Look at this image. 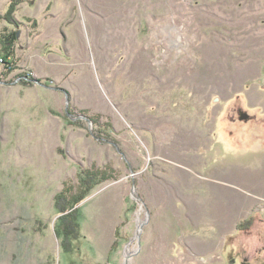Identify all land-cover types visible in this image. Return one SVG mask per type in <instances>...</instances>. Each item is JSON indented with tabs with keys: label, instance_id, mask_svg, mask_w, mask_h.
<instances>
[{
	"label": "rangeland",
	"instance_id": "374dc122",
	"mask_svg": "<svg viewBox=\"0 0 264 264\" xmlns=\"http://www.w3.org/2000/svg\"><path fill=\"white\" fill-rule=\"evenodd\" d=\"M0 264H264V0H0Z\"/></svg>",
	"mask_w": 264,
	"mask_h": 264
},
{
	"label": "trees",
	"instance_id": "16d2710c",
	"mask_svg": "<svg viewBox=\"0 0 264 264\" xmlns=\"http://www.w3.org/2000/svg\"><path fill=\"white\" fill-rule=\"evenodd\" d=\"M17 40V33L12 32L4 36L6 44H14ZM8 55V53H6ZM9 56V55H8ZM10 57V56H9ZM6 57L1 58L5 62ZM7 64V62H5ZM80 184L78 191L74 193L73 189H64L62 193L55 198V208L63 214L55 226V234L62 239L61 247L65 252L72 249V241L80 237V224L78 222L77 207L90 192L99 184L109 180H117L116 173L113 169H96L91 168L81 172L79 176Z\"/></svg>",
	"mask_w": 264,
	"mask_h": 264
},
{
	"label": "water",
	"instance_id": "95a60500",
	"mask_svg": "<svg viewBox=\"0 0 264 264\" xmlns=\"http://www.w3.org/2000/svg\"><path fill=\"white\" fill-rule=\"evenodd\" d=\"M248 118H249L248 114H244V113L241 114V120H248Z\"/></svg>",
	"mask_w": 264,
	"mask_h": 264
},
{
	"label": "bare ground",
	"instance_id": "6f19581e",
	"mask_svg": "<svg viewBox=\"0 0 264 264\" xmlns=\"http://www.w3.org/2000/svg\"><path fill=\"white\" fill-rule=\"evenodd\" d=\"M129 253H130V252H129V251H127V255H129Z\"/></svg>",
	"mask_w": 264,
	"mask_h": 264
}]
</instances>
